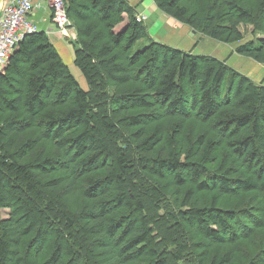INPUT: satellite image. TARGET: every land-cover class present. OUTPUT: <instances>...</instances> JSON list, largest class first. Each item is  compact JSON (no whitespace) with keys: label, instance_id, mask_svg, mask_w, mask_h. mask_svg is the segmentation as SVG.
Returning <instances> with one entry per match:
<instances>
[{"label":"trees","instance_id":"obj_1","mask_svg":"<svg viewBox=\"0 0 264 264\" xmlns=\"http://www.w3.org/2000/svg\"><path fill=\"white\" fill-rule=\"evenodd\" d=\"M63 1L71 26L76 27V41H71L73 64L87 89L80 87L39 30L25 35L0 69V209L10 210L9 217L0 221V264H74V259L94 264V252L108 247L106 240L124 224L129 231L121 248L122 262L144 252L147 261L129 264H179L182 251L170 249L166 242L180 223L165 224L151 190L138 184L141 170L151 169L163 178L162 170L171 169L177 186L185 188L181 167L197 174L216 139L223 143L240 162L242 173L213 175V201L208 208L196 196L206 188L205 182L184 190L180 207L186 209L179 211L195 221L207 238L222 240L217 230L235 215L215 207L214 200L230 188L264 194V86L255 87L216 57L204 55L200 60V55L147 37L126 0ZM154 2L169 17L222 43L240 41V25L245 22L264 28L246 0H206L199 9L193 0ZM125 14L126 26L115 31ZM141 39H147L148 45L135 47ZM235 52L264 64V38L243 42ZM228 71L233 96L225 91ZM181 80L187 85L196 82L190 107L196 118L212 124L216 136L205 133L195 139L200 164L181 162L182 150L174 152L171 146L156 150L167 130L142 126L143 118H150L152 112L129 113L131 106L159 108L160 102L181 115L190 113ZM108 83L122 91H107ZM35 127L42 131L40 149L39 141L29 134ZM77 128L79 132H70ZM48 138L53 140L50 145ZM169 142L173 145L175 139ZM69 195L84 199L85 204L69 211L64 201ZM51 231L49 256L38 260L39 244L30 263L21 247L24 238L34 234V240L25 243L28 248ZM211 264L238 263L226 253Z\"/></svg>","mask_w":264,"mask_h":264},{"label":"rangeland","instance_id":"obj_2","mask_svg":"<svg viewBox=\"0 0 264 264\" xmlns=\"http://www.w3.org/2000/svg\"><path fill=\"white\" fill-rule=\"evenodd\" d=\"M262 1L264 0H246V3L254 9L256 13L255 19L259 21L260 27H264V4L262 3L261 5ZM205 2L206 0H193L194 8H203ZM49 3L51 4V2ZM129 6L132 7V11L135 14L136 21L142 23L145 26L147 37L151 38L149 32L150 20L147 19V11L138 12L137 9H135V6L131 4ZM155 7L157 10H159L156 4ZM159 11L163 13L161 10ZM50 14L52 16L51 10ZM163 15H165L166 19L169 20L172 25H185L169 17L165 13H163ZM127 17L128 16L126 14L123 15V21L115 27V31H120L126 26V23L128 21ZM240 29L243 32V37L240 41L224 43L226 45L228 44L229 46H234L233 52H235V48L237 47V45L243 42L257 38H264V28H253L252 23L245 22L240 25ZM254 29H262V31ZM196 33L200 38L197 40V45L199 44L202 52L200 51L201 53H193L192 51H182L200 55L198 56L200 60L202 57H204V55L216 57L220 60H223L229 68L246 76L253 83V85H255V87L264 86V64L257 63L253 59L241 55L247 59L252 60V62L250 63V65L241 62L242 64L238 65L239 70L234 69L230 66L229 61L226 60L227 57L222 59V56L217 57L216 55H211L217 45L218 49L221 50L226 46H224L223 44H219L220 42L218 43V41H216L215 39L204 36L200 32ZM60 36L61 39L64 40L63 44L66 46V49H68V54H70V57L73 58L74 46L71 41H76L75 25L73 24V26H70L68 32L65 34H61ZM148 43L149 41L147 39H141L135 44V47L143 48L145 45H148ZM14 50L11 54L15 52ZM218 53L219 52H217V54ZM62 55L65 58L68 56L65 50L62 51ZM72 61L73 59L71 60V62ZM65 64L68 65V63ZM74 67L76 66H71V69L69 68L70 72L76 78L80 87L86 90L87 84L84 77L80 73L79 69L77 67ZM73 69L77 70L73 71ZM231 79L232 73L228 71L226 73V79L224 82L225 91L227 95L233 96L232 92L230 91ZM187 84L188 82L186 80L179 81V87L184 91L183 97H185L186 99V107L190 108V113H182L181 115L178 111L167 109L165 107V104L161 102L158 104L159 108H156L155 105H153L154 107L151 108L131 106L129 113L142 114L152 112V116L154 117L151 118V116L150 118H143L142 126L150 127V130L153 129L154 126H157L160 129L164 127V129L167 130L165 131L163 138L158 142L157 147L155 148L156 150L161 146H165L166 149H169L171 146L173 147L172 149L174 150V152L181 153L182 150L183 154L181 155V162L192 161L200 164V157L195 155V152L197 151L195 139L201 134L205 135V133H210L215 139L216 136L210 129L212 127V124L210 122L203 123L202 119L195 117V111L192 110V107H190V105L193 102V96L194 94H196L195 92L198 89V86L196 82L192 83V85ZM106 86L107 91L113 90L117 93L122 91L121 88H118V90L116 88L117 86H114L110 83L106 84ZM15 87L17 89L19 88L18 85H15ZM177 126H179L180 131L173 132L170 130ZM79 130L80 128L74 130L71 129L70 132L77 133L79 132ZM29 134L34 137V139H37L39 141L38 148L40 149V147L43 145V142L40 140L42 131L35 127L30 130ZM171 137L175 139V144L173 145H171V143L169 142V138ZM48 139V145H50L51 141L53 140L50 138ZM141 171L142 174L140 176V179H138V184L151 190L153 200L160 208L158 213L167 221V223L165 224L168 226L174 221L180 223L178 228H172L173 231H177H175V234L172 236L171 240H168L166 242L167 244H169L170 249L182 251L183 261L179 264H211V260L213 258L220 257L226 253L230 254V257L233 258L234 263L264 264V223L262 220V216H264L263 193L258 191L236 192V190L230 188L229 193L214 200L215 207L226 211H232L235 215V218L233 220L227 221L225 227L222 229H218V227L214 225L211 226L214 229H216L217 227V231H219L223 237L222 240L207 238L206 235L202 234V230L200 229L199 225L195 223V221H191L188 217H182L179 215L180 210L184 211L186 209V207H180V204L183 201L184 190L188 188L195 189L198 183L205 182L206 188L204 190H201L200 192H197L196 196L198 197L202 205L208 208L213 201L212 184L210 183L213 175H217L218 173L229 175L235 173V171L236 174L242 173L240 162L236 161V159H234V157L230 155L223 143L216 139L215 148L210 152L208 159L202 161V166L197 174H194L192 169L188 166L181 167V175L183 177L185 188H180L179 186H177L175 178L172 174L173 171H171V169L164 168L162 170L163 174L165 175L163 178L156 177L151 169H143ZM57 175L61 174H54L53 176ZM217 187L218 185H215V188ZM64 201L69 211H72L76 207L83 206L85 204V200L76 195H69L64 198ZM19 204L20 203H18L16 207L20 206ZM9 213V208H1L0 221L3 219H7L9 217ZM128 227L129 226L126 224L122 225L116 231L111 240H106V243H108V247L94 252V264H129L131 262L147 261L149 259V256L142 252L135 255L134 260L129 259L123 262L121 261V257H123L121 248L128 239V236H126V233L129 231ZM33 237L34 234H29L28 237H25L21 247L25 252L26 257L31 260L30 263H32L33 255L36 254L35 249H37L39 247V244H41L42 251L38 257V260L43 262L47 259L49 253L51 252L50 250L52 248L54 234L51 231L47 238H42L40 239V241H36L35 243H32L30 247L26 248V241H28L29 239H33ZM174 240H177V242L171 243ZM67 260L68 257L65 258V262H67ZM74 264L82 263L80 262V260L74 259Z\"/></svg>","mask_w":264,"mask_h":264},{"label":"crops","instance_id":"obj_3","mask_svg":"<svg viewBox=\"0 0 264 264\" xmlns=\"http://www.w3.org/2000/svg\"><path fill=\"white\" fill-rule=\"evenodd\" d=\"M7 1L8 0H0V13ZM127 1L129 5L131 4L135 6V9H137L138 12L147 11V19L150 20L149 32L151 38L154 41L167 44L184 51H192L193 53L202 52V49L199 47V44L197 45V40L200 39L197 33L193 31L190 27L185 25H172L169 20L166 19L165 15H163V13L156 9L153 0ZM34 2H39L41 6L34 8L33 12L30 15V19L36 25L39 31L45 32L49 40L53 43V45L59 52L63 61L65 63H68L67 66L70 65L69 68L71 69V66H75L73 65V61L71 62L73 58L70 57V54H68V49H66V46L63 44L64 40L61 39V34L56 30L55 24L52 20V16L50 14L51 8L49 0H43V2H41L40 0H34ZM219 44H223L226 47L222 48L221 50L218 49L217 45L214 49L215 54L213 52L211 55H216L217 57L222 56V59L227 57L226 60L229 61L230 66L234 69L239 70L238 65L242 64L241 62L248 65H250V63L252 62V60L250 59H247L237 53L235 54V52H233L234 46H229L228 44L226 45L222 42H220ZM63 50L67 52L68 56L66 58L62 55ZM217 52L219 53L217 54ZM74 70L77 69H73V71Z\"/></svg>","mask_w":264,"mask_h":264},{"label":"built area","instance_id":"obj_4","mask_svg":"<svg viewBox=\"0 0 264 264\" xmlns=\"http://www.w3.org/2000/svg\"><path fill=\"white\" fill-rule=\"evenodd\" d=\"M49 2L57 31L60 34L67 33L71 22L67 17L64 1ZM40 6L41 4L35 3L34 0H8L5 3L0 13V69L25 35L38 30L30 15L34 8Z\"/></svg>","mask_w":264,"mask_h":264},{"label":"bare ground","instance_id":"obj_5","mask_svg":"<svg viewBox=\"0 0 264 264\" xmlns=\"http://www.w3.org/2000/svg\"><path fill=\"white\" fill-rule=\"evenodd\" d=\"M34 36H35V35H34ZM33 38H34V37H33ZM58 143H59V142H58ZM58 143H57V144H58Z\"/></svg>","mask_w":264,"mask_h":264}]
</instances>
